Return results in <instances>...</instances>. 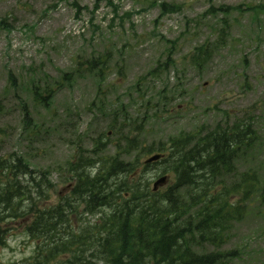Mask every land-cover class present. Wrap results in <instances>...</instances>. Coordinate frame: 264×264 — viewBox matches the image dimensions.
<instances>
[{
    "label": "rangeland",
    "instance_id": "rangeland-1",
    "mask_svg": "<svg viewBox=\"0 0 264 264\" xmlns=\"http://www.w3.org/2000/svg\"><path fill=\"white\" fill-rule=\"evenodd\" d=\"M107 1L119 7L121 16L131 15L110 26L112 13L102 1L94 18L99 30L94 32L89 12L96 0H0V157H19L34 174H45L54 185V191L49 190L54 203L66 186L62 178L66 163L73 153L92 148V140L108 131L113 113L122 105L129 121L143 120L140 131L129 134L136 140L126 158L131 162L139 158L141 163L147 156L140 152L142 147L201 124L212 128L234 119L249 123L254 130L250 144L238 151L232 173L214 181V186L237 184L247 171L263 185L264 0ZM162 3L180 10L161 14ZM221 6L238 9L222 13ZM76 11L81 12L78 18ZM201 45L209 54L196 66L190 55ZM98 57L107 60L104 79L87 71L90 60ZM67 73H73V79L58 85L48 108L32 102L27 90L31 78L43 89V80L50 84ZM116 119L121 124V117ZM115 140L114 134L107 139ZM104 154L114 155V149L109 147ZM93 166L74 170L97 174L100 166ZM138 169L139 182L151 187L162 166ZM38 175L32 178L41 183ZM170 182L169 178L159 191ZM245 208V216L231 225L218 249L236 251L229 264H264V201L258 192ZM201 246L200 253L215 250ZM33 250L34 243L13 229L7 247L0 249V262L21 261Z\"/></svg>",
    "mask_w": 264,
    "mask_h": 264
},
{
    "label": "trees",
    "instance_id": "trees-1",
    "mask_svg": "<svg viewBox=\"0 0 264 264\" xmlns=\"http://www.w3.org/2000/svg\"><path fill=\"white\" fill-rule=\"evenodd\" d=\"M112 10L116 14V8ZM165 11L167 8L162 5V12ZM38 93L35 92L34 98H40ZM47 102L48 98L42 100L44 104ZM251 134H254L251 125L234 120L230 126H218L204 135L198 130L171 138L164 163L173 183L159 196L148 191L140 193L135 184L128 183L127 166H121V174H126L121 180V191L119 183L113 182L112 189L107 190L108 185L92 181L87 184V176H76L74 201L81 199L85 206L110 208L107 228L85 226L78 233L72 228H58L70 226V220L78 217L73 203H67L58 213L53 209L40 211L36 205V210L26 209L23 203L28 197L26 187L17 178L27 175V167L18 157L14 160L0 157V224L6 212L9 214L6 217L13 219L32 216L29 231L39 245L33 258L22 264H97L93 259L103 264H227L236 257L235 251L197 254L192 247L210 245L218 249L231 225L245 216V203L253 194L260 190L264 201V185L259 188L254 174L241 176L230 187L214 186V181L221 182L220 178L231 172L235 153ZM119 169L111 167L109 172L117 176ZM30 181L38 193L39 183L32 178ZM117 191L119 196L115 197ZM129 191L131 195L124 199L122 194ZM230 197L236 200L232 202ZM13 198L15 202L11 201ZM4 239L5 231L0 228V246H4ZM87 250L91 251L88 257ZM62 254L64 258L60 259Z\"/></svg>",
    "mask_w": 264,
    "mask_h": 264
},
{
    "label": "water",
    "instance_id": "water-1",
    "mask_svg": "<svg viewBox=\"0 0 264 264\" xmlns=\"http://www.w3.org/2000/svg\"><path fill=\"white\" fill-rule=\"evenodd\" d=\"M156 159V157H153L151 160H155Z\"/></svg>",
    "mask_w": 264,
    "mask_h": 264
}]
</instances>
